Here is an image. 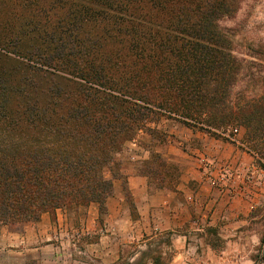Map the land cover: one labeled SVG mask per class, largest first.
<instances>
[{"label": "trees", "instance_id": "16d2710c", "mask_svg": "<svg viewBox=\"0 0 264 264\" xmlns=\"http://www.w3.org/2000/svg\"><path fill=\"white\" fill-rule=\"evenodd\" d=\"M243 2L0 0V226L91 203L104 214V171L149 111L207 133L241 128L263 159L264 45L245 59L227 26ZM141 168L164 186L160 155Z\"/></svg>", "mask_w": 264, "mask_h": 264}, {"label": "crops", "instance_id": "0c3cea01", "mask_svg": "<svg viewBox=\"0 0 264 264\" xmlns=\"http://www.w3.org/2000/svg\"><path fill=\"white\" fill-rule=\"evenodd\" d=\"M236 133L231 142L199 137L201 148L185 161L178 159L184 155L178 148L173 153L164 149L167 162L179 170L172 186H159L137 161L117 153L115 173L104 171L112 178L104 214L91 203L76 219L58 209L54 218L43 213L20 232L1 227L0 264H118L126 250L135 251L132 261L154 237L185 223L245 213L264 201V159L242 143V129ZM175 236L173 244L184 237Z\"/></svg>", "mask_w": 264, "mask_h": 264}, {"label": "rangeland", "instance_id": "374dc122", "mask_svg": "<svg viewBox=\"0 0 264 264\" xmlns=\"http://www.w3.org/2000/svg\"><path fill=\"white\" fill-rule=\"evenodd\" d=\"M227 26L236 29L237 39L241 42L239 53L248 59L245 56L247 45H264V0H244L240 11ZM260 74L264 75V70ZM247 81L248 74L240 85H247ZM146 118L147 123L135 137L147 153L139 155L137 162L143 167L152 160L153 155H160L166 163V168L162 171L163 180L161 176L158 179L168 186L176 182L179 170L178 166L167 162V158L163 156L164 149L173 153L174 148H178L177 150L184 154H178V159L185 161L193 155L194 148H201L199 137L231 142L237 134L233 129L222 132L212 129V133H207L200 127H188L176 119L159 116L150 111ZM236 129L238 132L241 128ZM126 142L114 156L123 152ZM107 170L115 173L114 168ZM238 215L219 218L210 223H185L180 229L166 231L154 237L149 241L146 250L140 251L132 261L131 256L135 251L126 250L118 264L134 263L140 257L142 264H264V201ZM72 216L76 219V216ZM178 233L184 237L173 244V241L178 239L175 236ZM154 257H157V260H154ZM26 264L37 262L29 260Z\"/></svg>", "mask_w": 264, "mask_h": 264}, {"label": "built area", "instance_id": "2783aa9c", "mask_svg": "<svg viewBox=\"0 0 264 264\" xmlns=\"http://www.w3.org/2000/svg\"><path fill=\"white\" fill-rule=\"evenodd\" d=\"M233 132L236 133L237 129H233ZM123 152H125V155L130 161H137L139 155L147 153V151L140 145L136 137L126 142V144L124 145ZM219 178V180H222L221 177Z\"/></svg>", "mask_w": 264, "mask_h": 264}]
</instances>
